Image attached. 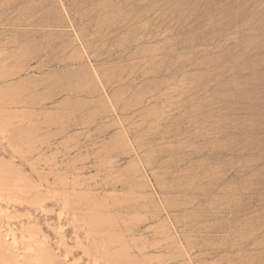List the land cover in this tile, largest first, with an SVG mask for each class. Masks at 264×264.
I'll use <instances>...</instances> for the list:
<instances>
[{"label": "rangeland", "instance_id": "rangeland-1", "mask_svg": "<svg viewBox=\"0 0 264 264\" xmlns=\"http://www.w3.org/2000/svg\"><path fill=\"white\" fill-rule=\"evenodd\" d=\"M0 264H264V0H0Z\"/></svg>", "mask_w": 264, "mask_h": 264}]
</instances>
